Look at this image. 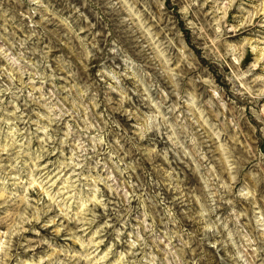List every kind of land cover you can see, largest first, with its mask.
Listing matches in <instances>:
<instances>
[{
	"label": "rangeland",
	"instance_id": "obj_1",
	"mask_svg": "<svg viewBox=\"0 0 264 264\" xmlns=\"http://www.w3.org/2000/svg\"><path fill=\"white\" fill-rule=\"evenodd\" d=\"M0 264H264V0H0Z\"/></svg>",
	"mask_w": 264,
	"mask_h": 264
}]
</instances>
